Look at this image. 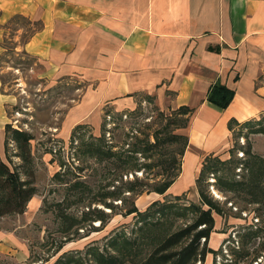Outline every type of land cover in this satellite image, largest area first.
<instances>
[{
	"label": "rangeland",
	"instance_id": "374dc122",
	"mask_svg": "<svg viewBox=\"0 0 264 264\" xmlns=\"http://www.w3.org/2000/svg\"><path fill=\"white\" fill-rule=\"evenodd\" d=\"M34 26L13 18L1 39L2 91L11 95L4 105L7 123L32 138L25 159L9 128L0 138V158L34 192L22 212L0 215V230L12 238H3L0 264H94L93 250L118 255L114 264H133L154 240L194 217L195 193L159 196L153 190L180 170L184 139L178 134H185L186 125L177 108L142 94L131 108L106 109L99 134L84 124L63 133V115L81 88L39 76L44 65L22 47ZM251 155L259 158L256 179L264 186V117L237 126L229 146L209 156L199 172L198 187L214 208L212 251L202 264H264V206L238 187L249 178ZM131 186L140 193L127 190ZM131 204L137 211L126 213ZM153 221L161 225L142 228ZM70 255L73 261L64 263Z\"/></svg>",
	"mask_w": 264,
	"mask_h": 264
},
{
	"label": "crops",
	"instance_id": "0c3cea01",
	"mask_svg": "<svg viewBox=\"0 0 264 264\" xmlns=\"http://www.w3.org/2000/svg\"><path fill=\"white\" fill-rule=\"evenodd\" d=\"M14 16L35 24L22 47L44 65L39 76L81 88L63 133L84 124L99 134L107 110L131 108L142 94L189 108L179 173L156 195L198 199L204 157L264 117V0H0V53ZM217 83L234 91L224 108L207 99ZM10 96L0 81V138ZM9 236L0 230V253Z\"/></svg>",
	"mask_w": 264,
	"mask_h": 264
},
{
	"label": "trees",
	"instance_id": "16d2710c",
	"mask_svg": "<svg viewBox=\"0 0 264 264\" xmlns=\"http://www.w3.org/2000/svg\"><path fill=\"white\" fill-rule=\"evenodd\" d=\"M21 17V16H14L13 18ZM11 18V19H13ZM1 81V89L3 80L0 77ZM234 91L223 84H214L209 89L207 94V99L214 103L215 105L224 108L226 107L233 97ZM189 108L186 106H179L175 110V115H178L180 118V123L186 125L187 118L184 116L188 113ZM177 113V114H176ZM10 128V135L14 141H16V145L20 152L23 155V158L28 156L29 151V142L32 138V135L23 129H15L11 128L9 123H5L4 130L5 134L9 131ZM263 128H258L257 131H262ZM180 135L183 141V148L186 144V136L182 134ZM177 135V136H178ZM7 137V136H5ZM100 137V136H98ZM95 137V138H98ZM100 151V149H99ZM183 153V152H182ZM250 154L249 152H247ZM210 157L212 155H207L204 157L202 166L207 168V164ZM252 162H247V170L249 172V178L245 179L244 181L238 183V187L240 190L242 189H249V192L254 195L252 201L264 206V186L261 185V182H258L259 179V171L256 170L257 163H259V158L251 155ZM264 165V164H263ZM201 166V171L202 170ZM207 166V167H206ZM204 168V169H205ZM179 171L175 174L171 175V178L164 183L162 186L155 188L153 190L163 193L166 188L171 184V182L177 177ZM262 174V173H261ZM199 178L200 174L197 177V188L199 192V203H204L206 208L199 207L196 202H192L191 204L194 206L195 214L193 219L181 226L170 231L167 234H164L157 240H154L151 250L144 256L140 257L136 262L133 264H202L207 252L212 251L210 247H208V239L210 237L211 232L214 230V215L212 207L208 197L205 193L200 190L199 185ZM257 178V179H256ZM77 185V184H76ZM74 185V186H76ZM127 190L135 192V194L140 193L135 186H131ZM138 191V192H136ZM34 192V188L32 186H28V184L24 180H19L18 173L15 170H11L9 165L4 162L0 158V215L9 212H22L26 205V202L30 199ZM258 192V193H256ZM262 197H259L261 195ZM180 196V195H178ZM155 201V200H154ZM105 206L110 207L108 202H104ZM155 202H152L154 204ZM103 212L104 210L101 209ZM137 209L135 205L131 204V207L127 209L126 213H133L136 212ZM101 219V218H100ZM161 222L153 221V222H144L142 228L147 226H157ZM153 224V225H152ZM100 225V223H98ZM127 239V238H126ZM125 241V240H124ZM94 256V264H114L117 261L118 255H109L105 256L104 254L98 252V250L92 251ZM138 253V254H137ZM140 250L135 252L134 255L138 256ZM73 256H68L64 263L69 261H73ZM57 262V259H56ZM55 264V263H54ZM85 264V263H80Z\"/></svg>",
	"mask_w": 264,
	"mask_h": 264
}]
</instances>
